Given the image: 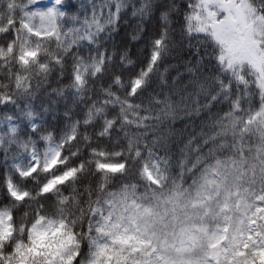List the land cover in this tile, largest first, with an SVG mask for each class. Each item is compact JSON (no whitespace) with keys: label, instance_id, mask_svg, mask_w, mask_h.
I'll list each match as a JSON object with an SVG mask.
<instances>
[{"label":"trees","instance_id":"trees-1","mask_svg":"<svg viewBox=\"0 0 264 264\" xmlns=\"http://www.w3.org/2000/svg\"><path fill=\"white\" fill-rule=\"evenodd\" d=\"M38 2L0 0L1 252L28 242L40 223L64 222L55 264H162L112 225L109 209L197 189L217 163L260 155L259 133L243 123L261 95L249 74L229 69L209 33L190 27L192 0ZM251 2L264 15V0ZM51 145L59 163L46 171ZM30 150L38 167L23 174ZM10 186L26 197L15 199ZM248 216L257 236L228 235L219 264H260L264 212Z\"/></svg>","mask_w":264,"mask_h":264},{"label":"rangeland","instance_id":"rangeland-1","mask_svg":"<svg viewBox=\"0 0 264 264\" xmlns=\"http://www.w3.org/2000/svg\"><path fill=\"white\" fill-rule=\"evenodd\" d=\"M60 3L61 0L38 2L48 8L60 7ZM190 27L195 32L209 33L229 59L233 54V70L242 75L248 72L264 99V17L250 0H195ZM248 117L243 126L259 133L260 155L253 160L251 157L217 163L208 170L198 189L156 195L133 207L113 206L108 212L115 215L114 226L122 225L132 232L137 244L159 254L162 264H218L226 233L231 239L242 232L248 237L257 236L254 231L259 227L256 221L249 220L248 214L252 210L264 212V101ZM24 159L21 158L20 167L28 161L25 173L33 171L37 166L35 152L30 151L28 160ZM48 161L49 166L58 162L54 145L48 150ZM147 172L150 175L149 169ZM60 180L61 177L52 180L44 190ZM9 191L18 198L24 196L12 188ZM109 219L102 222L108 225ZM65 228L63 223L41 224L30 242L11 252H1L4 246L0 244V264H55V242ZM259 254V261L264 263V247Z\"/></svg>","mask_w":264,"mask_h":264}]
</instances>
